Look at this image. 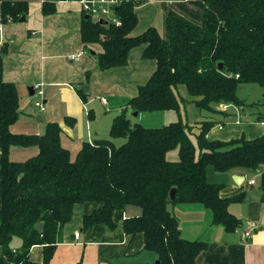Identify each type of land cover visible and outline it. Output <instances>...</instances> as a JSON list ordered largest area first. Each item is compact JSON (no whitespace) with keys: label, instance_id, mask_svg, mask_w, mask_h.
Wrapping results in <instances>:
<instances>
[{"label":"trees","instance_id":"16d2710c","mask_svg":"<svg viewBox=\"0 0 264 264\" xmlns=\"http://www.w3.org/2000/svg\"><path fill=\"white\" fill-rule=\"evenodd\" d=\"M30 1L0 0L1 22L20 20ZM117 1L114 14L120 24L102 25L83 18L82 42L101 45L103 51L97 56L100 70L125 66L130 51L140 46L142 57L155 61L156 67L112 120L109 135L121 142L112 157L108 147L83 142L71 158L61 145L57 123H48L40 135L13 134L10 127L18 119L20 99L15 85L2 79L0 56V264H49L74 206L85 203L98 207L83 216L82 231L98 225L114 230L115 211L139 208V216L122 221L123 232L129 239L142 234L144 249L157 256L158 264H194L208 247L203 241L181 237L170 205H200L211 211L213 224L228 233L241 226L228 205L242 197H221L222 186L207 182L206 167L218 174L257 170L264 165V136L209 141L207 133L216 123L208 118L149 128L132 123L128 112L177 111L183 101L193 103L202 119L216 114L221 105L254 107L238 99L237 89L241 84H255L264 96V0H185L200 9L201 21L171 10L165 17L166 37L154 27L133 35L139 1ZM41 12L53 14L54 4L44 0ZM179 86L186 88L192 102L179 100L174 92ZM77 94L85 100L82 90L77 89ZM262 119L259 114L257 121ZM195 127L197 157L191 139ZM11 146L36 147L38 153L24 162H12ZM174 150L177 160L170 161L167 156ZM259 186L264 190V172ZM172 189L175 195L171 201ZM40 223L41 230L37 228ZM13 238L21 241L16 250L10 246ZM33 246L43 248L41 263L29 259Z\"/></svg>","mask_w":264,"mask_h":264},{"label":"crops","instance_id":"0c3cea01","mask_svg":"<svg viewBox=\"0 0 264 264\" xmlns=\"http://www.w3.org/2000/svg\"><path fill=\"white\" fill-rule=\"evenodd\" d=\"M43 1L29 2L28 11L32 10L30 20H27V12L25 20H8L2 22L0 27L2 79L15 85L20 99L18 119L11 125L10 131L13 134L40 135L48 123H57L61 128V145L69 151L71 158L76 156L83 142L108 147L112 157L121 143L109 135L112 120L136 96L138 86L150 78L156 67L155 61L143 58V47L140 46L130 51L125 66L100 70L97 56L103 51L101 45L85 44L81 40V20L88 15L82 11L80 4L76 0H50L55 12L45 16L41 12ZM144 3L145 0L138 3L136 14ZM171 10L169 8L167 14ZM88 17L95 22L104 20ZM194 20L200 22V15ZM137 26L133 35H136ZM150 27L156 29L154 25ZM161 28L156 30L164 37ZM29 88H33L32 95L29 94ZM77 89L82 90L85 100L79 97ZM38 92H42V95L39 96ZM101 99H105L107 104H102ZM39 101L44 106L43 111L35 107ZM190 106L194 116L191 123L204 118L216 123L207 133L209 141L229 142L241 137L252 140L264 136V119L257 121L260 112L256 113L255 118H248L253 107L221 105L217 107L216 114L205 115L201 119L200 115L196 116L198 109L195 105L190 103ZM224 106L228 107L224 109ZM102 112H105L103 117L107 119L100 131ZM65 118L73 121H65ZM37 153L36 147L11 146L9 160L24 162ZM263 172L264 165L257 170L233 169L225 174L216 173L211 166L206 167V180L222 186L221 197H242L228 205V211L241 222V226L233 233L226 232L220 225H214L211 211L200 205H172L176 211H169L177 218L181 237L208 244L194 264H264V190L259 186ZM97 207L90 203L74 206L72 219L64 226L62 240L55 246L49 264L157 262V256L144 249L142 234H135L129 239L123 232L122 221L140 215L141 210L137 207L127 206L124 210L115 211L114 230L98 225L82 231L83 216ZM182 214L184 218L180 217ZM76 234L78 237H75ZM13 242L14 238L10 243L11 248L18 249L20 239L15 246H12ZM42 249V246H33L29 253L30 261L41 263ZM5 264L12 263L6 261Z\"/></svg>","mask_w":264,"mask_h":264},{"label":"rangeland","instance_id":"374dc122","mask_svg":"<svg viewBox=\"0 0 264 264\" xmlns=\"http://www.w3.org/2000/svg\"><path fill=\"white\" fill-rule=\"evenodd\" d=\"M144 2V0H140L139 2ZM159 1V2H158ZM145 0V3L140 5L137 14L139 17L138 22V32L136 31L135 34L138 35L142 33L145 29L150 27L151 25H154L156 29L159 31L161 28L162 36H165L164 32V17L167 14V11L169 8H171L173 11H177L183 16L191 19L192 21H195L194 18L198 19V16L200 14V9L197 8L194 5H191L189 3H186L183 0ZM138 2V3H139ZM137 3V5H138ZM136 5V6H137ZM28 18L27 20H30L32 16V10L30 9L28 11ZM200 20V19H199ZM175 95L178 94V98L180 100V97L185 98L188 100V102L192 98H190L187 94L186 88L184 86H179L177 89H174ZM237 97L239 100H242L246 105L252 104L254 107L250 110L251 115L248 117H256V113H259L260 115H263L264 113V96H263V90L261 87L255 84H241L237 89ZM191 106L189 107V104L183 101H179V108L177 111H167L163 113H140L139 115L134 116V113L128 112V116L130 118V121L132 123H139L143 125L144 127L149 128H156V127H162L163 125H166L171 122L181 121L183 124L191 123L193 120L192 116V110ZM256 108V109H254ZM35 109V108H33ZM105 112H102V121L99 124L100 131H102V126L105 125L106 117H103ZM107 115V114H106ZM200 113L197 111L196 116H199ZM109 123V122H108ZM192 124V123H191ZM198 134V127H195L193 129V135L191 136L192 142L195 145V156H198V150L196 148V135ZM168 159L170 161H176L177 160V150H174L168 154ZM182 204H174V206H179ZM180 207V206H179ZM182 208V207H181ZM173 209V210H172ZM169 210L176 211L172 205L169 206ZM209 216L211 213L209 211H206ZM181 214V213H180ZM179 215V214H178ZM180 217H185L183 214ZM19 239L14 238V242L12 243V246H15L17 244ZM16 242V243H15Z\"/></svg>","mask_w":264,"mask_h":264},{"label":"built area","instance_id":"2783aa9c","mask_svg":"<svg viewBox=\"0 0 264 264\" xmlns=\"http://www.w3.org/2000/svg\"><path fill=\"white\" fill-rule=\"evenodd\" d=\"M81 6L82 11L95 19H104L107 23L114 24L118 26L120 23L117 17L114 14V8L119 4L117 0H76ZM1 13H0V27H1ZM73 59V58H72ZM38 95L41 96L42 92H38ZM101 103L106 105L107 101L105 99H101ZM35 107L39 110L43 111L44 106L39 101L35 103ZM228 106H224L223 108L226 109ZM253 183V181H250ZM246 236H249L246 233ZM75 237H78L76 234Z\"/></svg>","mask_w":264,"mask_h":264},{"label":"water","instance_id":"95a60500","mask_svg":"<svg viewBox=\"0 0 264 264\" xmlns=\"http://www.w3.org/2000/svg\"><path fill=\"white\" fill-rule=\"evenodd\" d=\"M88 18H89L88 16H85V19H88ZM20 20H21V21L25 20V16H22V17L20 18ZM99 23L102 24V25H106V24H107V22H106L105 20H99ZM218 67L221 68V64H219ZM29 92H30L29 94L32 95V94H33V88H29ZM134 115L136 116L137 113H134ZM174 195H175V189H172V190L170 191V193H169V199H170L171 201L174 199ZM42 227H43L42 223H40V224L37 225V228H38L39 230H41ZM155 264H158V262H156Z\"/></svg>","mask_w":264,"mask_h":264}]
</instances>
